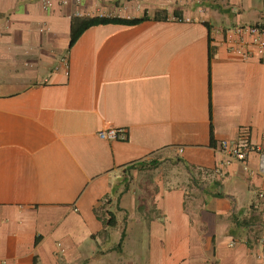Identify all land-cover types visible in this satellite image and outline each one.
I'll list each match as a JSON object with an SVG mask.
<instances>
[{
    "label": "crops",
    "instance_id": "0c3cea01",
    "mask_svg": "<svg viewBox=\"0 0 264 264\" xmlns=\"http://www.w3.org/2000/svg\"><path fill=\"white\" fill-rule=\"evenodd\" d=\"M145 14L69 47L74 16ZM250 24L264 0H0V264H264V178L221 152L264 144V63L227 42Z\"/></svg>",
    "mask_w": 264,
    "mask_h": 264
},
{
    "label": "built area",
    "instance_id": "2783aa9c",
    "mask_svg": "<svg viewBox=\"0 0 264 264\" xmlns=\"http://www.w3.org/2000/svg\"><path fill=\"white\" fill-rule=\"evenodd\" d=\"M66 3L67 0H61ZM80 2V0H76ZM117 1V0H116ZM120 1V0H118ZM134 2L138 7L152 5H179L183 0H123ZM45 8H50L53 0H43ZM174 19L178 21H189L191 18L186 15H174ZM227 42L230 44L231 51L238 52L243 58L248 59L257 56L264 63V24L237 25L229 30ZM99 136L103 139L126 140L128 133L126 128H109L101 130ZM252 151L259 154V165L257 168H250L247 159ZM221 152L224 155L223 164L231 162L242 163L245 168L251 172L259 174L264 178V144L253 145L247 139L241 138L238 142L223 141L221 144ZM258 202L264 205V190L258 192ZM262 258L264 259V240L261 241Z\"/></svg>",
    "mask_w": 264,
    "mask_h": 264
},
{
    "label": "trees",
    "instance_id": "16d2710c",
    "mask_svg": "<svg viewBox=\"0 0 264 264\" xmlns=\"http://www.w3.org/2000/svg\"><path fill=\"white\" fill-rule=\"evenodd\" d=\"M176 15V14H175ZM148 15H144L141 18H121V17H105V16H87V17H81V16H74L71 19V27H70V48L74 45L76 40L79 38V36L89 27L99 24H107V23H122V24H134L138 23L139 21L148 18ZM157 18V16H156ZM211 137L213 139V130H211ZM111 217L107 224L109 226H114V221ZM237 223H243L245 222H238Z\"/></svg>",
    "mask_w": 264,
    "mask_h": 264
},
{
    "label": "rangeland",
    "instance_id": "374dc122",
    "mask_svg": "<svg viewBox=\"0 0 264 264\" xmlns=\"http://www.w3.org/2000/svg\"><path fill=\"white\" fill-rule=\"evenodd\" d=\"M167 169H170V168H166V169L159 168V170H154V169L147 166V167L143 168V170H144L143 172L134 173V176L131 177V181L134 180V177H136L137 180H141L142 182L148 181L150 183L149 185H150L151 189H154V183L155 182L152 178L156 177L158 174H161V172L164 173ZM175 170H176L177 174H179V175L183 174L182 168L177 167V169H175ZM141 176H143V179H141Z\"/></svg>",
    "mask_w": 264,
    "mask_h": 264
}]
</instances>
